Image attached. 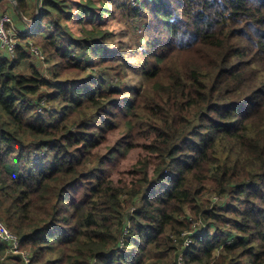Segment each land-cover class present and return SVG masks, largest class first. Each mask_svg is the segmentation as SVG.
<instances>
[{"label":"trees","instance_id":"obj_1","mask_svg":"<svg viewBox=\"0 0 264 264\" xmlns=\"http://www.w3.org/2000/svg\"><path fill=\"white\" fill-rule=\"evenodd\" d=\"M41 2L48 72L0 57V220L33 264H177L184 215V264H264V0Z\"/></svg>","mask_w":264,"mask_h":264},{"label":"built area","instance_id":"obj_2","mask_svg":"<svg viewBox=\"0 0 264 264\" xmlns=\"http://www.w3.org/2000/svg\"><path fill=\"white\" fill-rule=\"evenodd\" d=\"M13 3L16 2L13 1ZM18 14L24 25L22 30L18 29L9 13L0 12V57H7L10 60H15L17 58V49L23 48L24 51L28 53L29 58L33 63H39V65L42 64V67H44L43 65L47 64L46 55L34 39V30L36 27L34 18L37 12L32 17H28L21 12ZM46 68L47 67H45V69ZM132 211L133 208H130L129 214H131ZM184 217H187L192 228H190L189 231L185 230L181 232L179 235H171L174 241L181 240L183 243L180 252L175 257V262L177 264H184L185 252L187 247L192 243L193 235L206 229V224L202 220L195 219L190 215H184L181 218ZM129 224L130 222L127 220L122 228L119 240L120 247L123 246V240L128 235ZM210 230H213V228H210ZM0 264H33L32 251L22 248L21 238L14 234L1 220Z\"/></svg>","mask_w":264,"mask_h":264},{"label":"rangeland","instance_id":"obj_3","mask_svg":"<svg viewBox=\"0 0 264 264\" xmlns=\"http://www.w3.org/2000/svg\"><path fill=\"white\" fill-rule=\"evenodd\" d=\"M40 8H41L40 10H42V2ZM36 9H37V1L34 0L32 4V9L28 12L29 14H27L29 15L28 17H32L34 14H36ZM26 12L27 11L22 12V14L26 15L25 14ZM120 21H122L120 20V16L118 14L115 15L113 24L118 23ZM123 23L124 24H122L121 26L116 25L115 27H113L114 38L116 40L123 38L126 44L130 43L131 45H136L135 42L133 41V36L139 32L140 28H138L137 23H133L132 25H130V22H127L124 19H123ZM144 45H145L144 41L141 40V44L138 45L139 49H141V47H143ZM35 65L38 66L37 68H39L44 74H46V72L43 71L45 67H47L46 68L47 72H48V68L51 67L50 64L43 65L44 67H42V64L39 65V63ZM120 135L121 133L119 131L112 133L109 137L108 143L101 145V147L98 148V152L100 154L106 153L107 149L115 144L117 138L120 137ZM34 155L35 154H33V156ZM143 155L144 153L142 152L141 148H134L133 150L129 151L128 154H126V156L120 158L119 165L116 167V169L113 171L112 174V178L114 179V181H118L119 179H122V181H129L131 179V175H130L131 169L143 157ZM209 197L212 198L213 195H209ZM167 261L169 263L164 262V264H172V260L170 258Z\"/></svg>","mask_w":264,"mask_h":264},{"label":"crops","instance_id":"obj_4","mask_svg":"<svg viewBox=\"0 0 264 264\" xmlns=\"http://www.w3.org/2000/svg\"><path fill=\"white\" fill-rule=\"evenodd\" d=\"M34 0H26L28 9L25 13L26 15L29 14L28 12L32 9V4ZM16 5L11 0H0V12H7L11 15L14 20L15 25L18 27L19 30L23 29V23L20 20L19 12L17 11ZM22 13V12H21ZM29 16V15H27Z\"/></svg>","mask_w":264,"mask_h":264},{"label":"water","instance_id":"obj_5","mask_svg":"<svg viewBox=\"0 0 264 264\" xmlns=\"http://www.w3.org/2000/svg\"><path fill=\"white\" fill-rule=\"evenodd\" d=\"M11 1H14V2H16L15 0H11ZM37 1V9H36V12H37V14H36V16H35V18H34V22H35V24L37 23V21H38V18H39V15H40V12H41V8H40V2H41V0H36ZM15 5H16V3H14ZM16 7V6H15ZM17 9V8H16Z\"/></svg>","mask_w":264,"mask_h":264}]
</instances>
